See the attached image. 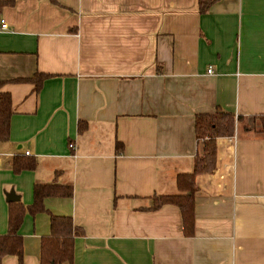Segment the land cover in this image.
Here are the masks:
<instances>
[{
  "label": "crops",
  "instance_id": "1",
  "mask_svg": "<svg viewBox=\"0 0 264 264\" xmlns=\"http://www.w3.org/2000/svg\"><path fill=\"white\" fill-rule=\"evenodd\" d=\"M1 19L0 93L13 114L0 141V234L10 191L28 206L36 184L56 183L73 196L45 207L84 229L64 264H264V135L253 131L264 116V0L205 11L200 0H0ZM36 73L49 75L39 89L16 81ZM219 107L242 119L217 138L214 172L196 177L187 236L180 208L151 209L152 197L180 192L202 148L196 116ZM16 155L36 167L15 173ZM49 232V213L26 212L24 264H40Z\"/></svg>",
  "mask_w": 264,
  "mask_h": 264
},
{
  "label": "trees",
  "instance_id": "2",
  "mask_svg": "<svg viewBox=\"0 0 264 264\" xmlns=\"http://www.w3.org/2000/svg\"><path fill=\"white\" fill-rule=\"evenodd\" d=\"M57 3V0H51ZM216 0H200L202 11L207 10ZM49 75L36 73L32 77L19 78L16 81H27L35 84L39 89L43 80ZM13 114L12 97L8 92L0 93V141L9 139L11 130V118ZM242 117L234 112L221 107L213 113L198 114L196 116L195 128L199 146L193 170L189 173L178 175V187L180 192L168 195H154L151 209H157L165 204L177 205L183 217L184 233L187 236L195 232V193L197 191L196 177L199 174L212 173L216 169L217 138L232 136L236 133L237 125ZM258 127L254 132L264 135V116L256 118ZM85 122L80 123V131L85 129ZM246 131L250 128L245 127ZM12 169L15 173L31 170L36 167L33 157L27 155H16L12 160ZM73 187L56 183L36 184L34 188V201L31 205L24 203H9L8 231L0 234V263L6 255H17L19 264H24V237L20 233L26 212L36 216L47 212L50 216V232L41 237L40 264H64L73 263L75 257V242L77 236L84 234V229L77 226L69 215L54 214L45 207L48 197H72Z\"/></svg>",
  "mask_w": 264,
  "mask_h": 264
},
{
  "label": "built area",
  "instance_id": "3",
  "mask_svg": "<svg viewBox=\"0 0 264 264\" xmlns=\"http://www.w3.org/2000/svg\"><path fill=\"white\" fill-rule=\"evenodd\" d=\"M0 22H1V27H0V29H2V30H6V29L8 28V24H7L6 20H5V19H1ZM209 72H210V73L213 72V68H212V67L209 68ZM234 138H236V135L234 136ZM70 147L75 148V147H76V146H75V143H71V144H70ZM26 154H29V151H27ZM4 155H6V154H5V153H0V158H2V156H4ZM7 155H8V154H7Z\"/></svg>",
  "mask_w": 264,
  "mask_h": 264
},
{
  "label": "water",
  "instance_id": "4",
  "mask_svg": "<svg viewBox=\"0 0 264 264\" xmlns=\"http://www.w3.org/2000/svg\"><path fill=\"white\" fill-rule=\"evenodd\" d=\"M7 200L10 202H17L20 200V195H17L16 192L12 190L7 194Z\"/></svg>",
  "mask_w": 264,
  "mask_h": 264
}]
</instances>
